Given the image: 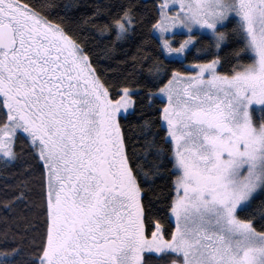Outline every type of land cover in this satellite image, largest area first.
I'll use <instances>...</instances> for the list:
<instances>
[{"label":"snow or ice","instance_id":"obj_1","mask_svg":"<svg viewBox=\"0 0 264 264\" xmlns=\"http://www.w3.org/2000/svg\"><path fill=\"white\" fill-rule=\"evenodd\" d=\"M0 264H264V0H0Z\"/></svg>","mask_w":264,"mask_h":264},{"label":"trees","instance_id":"obj_2","mask_svg":"<svg viewBox=\"0 0 264 264\" xmlns=\"http://www.w3.org/2000/svg\"><path fill=\"white\" fill-rule=\"evenodd\" d=\"M60 2H64V3H66V2H68V0H60ZM80 2H81V3H84V2H85V0H80ZM87 2H89V3H90V2H91V0H87ZM204 39H205V40H207V37H205Z\"/></svg>","mask_w":264,"mask_h":264}]
</instances>
